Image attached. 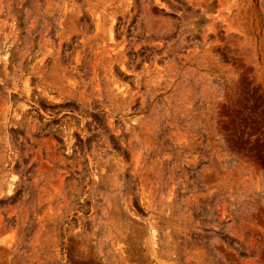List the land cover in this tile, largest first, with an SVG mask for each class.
<instances>
[{"label": "rangeland", "instance_id": "1", "mask_svg": "<svg viewBox=\"0 0 264 264\" xmlns=\"http://www.w3.org/2000/svg\"><path fill=\"white\" fill-rule=\"evenodd\" d=\"M0 264H264V0H0Z\"/></svg>", "mask_w": 264, "mask_h": 264}]
</instances>
